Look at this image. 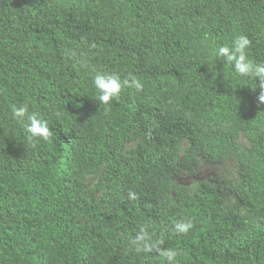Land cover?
I'll use <instances>...</instances> for the list:
<instances>
[{
    "label": "trees",
    "instance_id": "16d2710c",
    "mask_svg": "<svg viewBox=\"0 0 264 264\" xmlns=\"http://www.w3.org/2000/svg\"><path fill=\"white\" fill-rule=\"evenodd\" d=\"M242 35L264 64V0H0V264H167L135 252L142 225L169 229L175 264H264V106L217 59ZM97 73L144 91L105 115ZM24 105L51 143L29 145L11 112ZM231 160L230 187L175 182ZM177 221L195 227L171 235Z\"/></svg>",
    "mask_w": 264,
    "mask_h": 264
},
{
    "label": "clouds",
    "instance_id": "9594fccd",
    "mask_svg": "<svg viewBox=\"0 0 264 264\" xmlns=\"http://www.w3.org/2000/svg\"><path fill=\"white\" fill-rule=\"evenodd\" d=\"M84 44L87 45L85 39ZM93 49L96 45H91ZM252 47V42L246 36H239L232 42V45L223 46L218 49L217 59L224 62L227 66L233 67L235 73L240 78L256 81V91H259L257 97L258 107L264 106V64H257L249 60L248 49ZM65 59L74 62L77 68H88L87 57L75 50H66ZM94 87L97 92L96 101L105 106V115L110 114V105L114 100L118 101L121 93L125 89L134 90L136 93H142L144 86L135 76H129L121 79L119 75L97 73L94 77ZM255 92V91H254ZM11 112L14 120L25 127L27 132V141L33 148L37 147L41 141L51 143L53 132L47 121L41 119L37 114H29L28 105L23 107L12 106ZM61 114L57 113L59 117ZM128 200L137 202L140 197L137 193L129 191ZM147 207H151L148 205ZM195 224L193 221H177L172 225L171 235L186 236L193 230ZM169 234V229L164 228L160 237L154 239L148 225H142L136 236L130 243L137 254L155 255L163 258L167 264H175L177 258L183 255L182 252L166 248L165 238Z\"/></svg>",
    "mask_w": 264,
    "mask_h": 264
},
{
    "label": "rangeland",
    "instance_id": "374dc122",
    "mask_svg": "<svg viewBox=\"0 0 264 264\" xmlns=\"http://www.w3.org/2000/svg\"><path fill=\"white\" fill-rule=\"evenodd\" d=\"M129 146L133 147V145ZM184 147H187V144L184 143ZM236 176L237 161L231 160L224 167L207 166L202 164L197 168L195 175L182 174L181 176L175 178V182L177 184L187 185L192 189V191H195L202 181L210 182L213 185L230 187ZM87 183H91V186L94 185V178L88 177ZM226 207L227 209L240 207V202L237 198L232 197L230 201L227 202Z\"/></svg>",
    "mask_w": 264,
    "mask_h": 264
}]
</instances>
